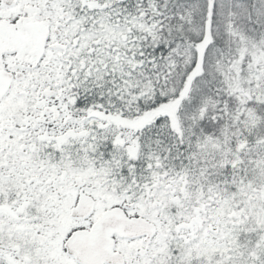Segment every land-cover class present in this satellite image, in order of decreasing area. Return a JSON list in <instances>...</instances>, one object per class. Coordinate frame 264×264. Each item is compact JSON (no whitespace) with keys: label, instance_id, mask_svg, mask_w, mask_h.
Returning <instances> with one entry per match:
<instances>
[{"label":"snow or ice","instance_id":"snow-or-ice-1","mask_svg":"<svg viewBox=\"0 0 264 264\" xmlns=\"http://www.w3.org/2000/svg\"><path fill=\"white\" fill-rule=\"evenodd\" d=\"M0 264H264V0H0Z\"/></svg>","mask_w":264,"mask_h":264}]
</instances>
